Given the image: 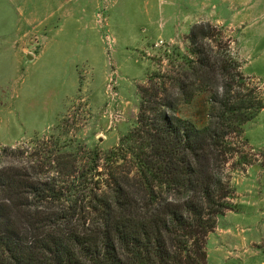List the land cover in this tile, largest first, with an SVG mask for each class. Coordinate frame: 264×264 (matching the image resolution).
<instances>
[{"label": "trees", "instance_id": "trees-1", "mask_svg": "<svg viewBox=\"0 0 264 264\" xmlns=\"http://www.w3.org/2000/svg\"><path fill=\"white\" fill-rule=\"evenodd\" d=\"M187 40L140 89L135 127L113 149L67 130L0 150V264H208L210 234L236 209L230 164H252L245 126L264 99L220 28L195 24ZM200 100L199 119L181 113Z\"/></svg>", "mask_w": 264, "mask_h": 264}, {"label": "rangeland", "instance_id": "rangeland-1", "mask_svg": "<svg viewBox=\"0 0 264 264\" xmlns=\"http://www.w3.org/2000/svg\"><path fill=\"white\" fill-rule=\"evenodd\" d=\"M207 22L264 99V0H0V150L67 130L113 149L135 127L140 89L173 70ZM204 104L180 110L197 120ZM244 137L252 164H230L236 209L210 234L208 264H264V110Z\"/></svg>", "mask_w": 264, "mask_h": 264}, {"label": "crops", "instance_id": "crops-1", "mask_svg": "<svg viewBox=\"0 0 264 264\" xmlns=\"http://www.w3.org/2000/svg\"><path fill=\"white\" fill-rule=\"evenodd\" d=\"M264 110V109H263Z\"/></svg>", "mask_w": 264, "mask_h": 264}]
</instances>
